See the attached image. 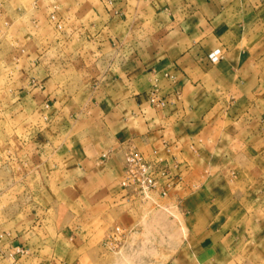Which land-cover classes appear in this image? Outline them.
Here are the masks:
<instances>
[{
    "label": "crops",
    "instance_id": "1",
    "mask_svg": "<svg viewBox=\"0 0 264 264\" xmlns=\"http://www.w3.org/2000/svg\"><path fill=\"white\" fill-rule=\"evenodd\" d=\"M33 14L0 264H107L106 239L150 219L183 226L165 264H264V0H42ZM129 148L159 165L146 197L121 186Z\"/></svg>",
    "mask_w": 264,
    "mask_h": 264
},
{
    "label": "rangeland",
    "instance_id": "2",
    "mask_svg": "<svg viewBox=\"0 0 264 264\" xmlns=\"http://www.w3.org/2000/svg\"><path fill=\"white\" fill-rule=\"evenodd\" d=\"M42 0H0V162H9L8 153L15 146V135H20L28 124L21 123L20 118L15 120V101L21 98L20 92L25 84L24 64L22 61V45L18 43L19 26L28 25L36 9ZM51 17V14H50ZM49 17V19H50ZM25 23V24H24ZM5 164L0 165V176L7 171ZM7 166V165H6ZM11 173V172H10ZM13 195V192L11 193ZM10 205H0V229L7 231V221L2 213ZM4 209V210H3ZM12 210V208L10 209ZM119 234L106 239V247L102 253V259L107 264H165L177 250L180 240L184 239L183 226L177 222L171 225H162L156 219H150L149 224L144 225L143 235L126 237L121 227ZM7 232L0 231V248H8L11 245L12 236H6ZM5 234V235H4ZM11 259V258H9ZM13 259L10 260V263Z\"/></svg>",
    "mask_w": 264,
    "mask_h": 264
},
{
    "label": "built area",
    "instance_id": "3",
    "mask_svg": "<svg viewBox=\"0 0 264 264\" xmlns=\"http://www.w3.org/2000/svg\"><path fill=\"white\" fill-rule=\"evenodd\" d=\"M222 57L221 50H217L209 56L213 63H217ZM150 103L154 107H162L165 105V102L158 96L156 85L151 91ZM124 161V175L121 181V186L124 189L133 188L145 197L148 196L150 192L158 190L156 179L159 173L158 164L149 161L146 156L136 148H129L125 151ZM26 253L27 252L22 249L17 252V254L21 255H25ZM12 257L14 258V255H12ZM14 264L17 263L15 262Z\"/></svg>",
    "mask_w": 264,
    "mask_h": 264
}]
</instances>
